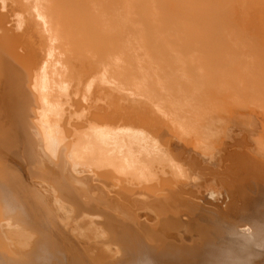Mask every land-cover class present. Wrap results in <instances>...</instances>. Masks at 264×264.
<instances>
[{
	"label": "bare ground",
	"instance_id": "1",
	"mask_svg": "<svg viewBox=\"0 0 264 264\" xmlns=\"http://www.w3.org/2000/svg\"><path fill=\"white\" fill-rule=\"evenodd\" d=\"M239 113L249 115L245 123L251 125L244 128L247 132L250 127L249 133L243 132V138L255 159L245 153L260 171L264 0H0V213L9 214L7 223L37 235L34 240L31 232L9 230L21 251L27 247L21 253L27 256L25 264H157L178 254L175 263L186 253L188 259L194 258L189 253L208 258L212 250L186 249L183 236L182 243L168 241L182 220L171 219L170 210L168 220L174 226L178 222L170 232L163 216L167 211L156 210V216L162 212L160 219L153 216L149 200L155 193L158 200L161 195L166 200L167 188L176 181L182 189L177 183L173 192L187 191L190 183L185 179L201 175L196 177L197 169L191 174L194 160L191 166L184 163L195 152L211 159L210 144L220 129L225 130L223 119L238 118ZM181 156L184 163L176 159ZM158 172L161 177L169 172L171 178L156 177ZM185 194L193 196L190 190ZM187 196L186 202L180 196L176 201L168 198L169 208L172 201L178 205V199L191 203ZM139 203V209L148 203L144 213L149 217L135 215L134 204ZM206 230L198 234L193 229L187 235L196 232L199 245L192 235L185 243L205 248L207 243L198 239ZM210 234L205 233V239L215 235ZM237 258L230 264L238 263Z\"/></svg>",
	"mask_w": 264,
	"mask_h": 264
},
{
	"label": "rangeland",
	"instance_id": "2",
	"mask_svg": "<svg viewBox=\"0 0 264 264\" xmlns=\"http://www.w3.org/2000/svg\"><path fill=\"white\" fill-rule=\"evenodd\" d=\"M240 114V115H239ZM237 116H238V118L236 117V118H230V119H228V121H233L234 123H231V122H228V121H226L227 119H223V121L225 122V123H223V125L221 126V128H224L225 130H222V129H220V132L218 133V135H215L214 136V138H213V140H212V142L213 143H211L210 145V150H211V152L212 151H214L213 152V154H207L208 156H209V158H211V159H207L208 157L207 156H205V157H199V156H197L198 154H199V152H195L196 154V156L195 155H193V154H190V156H189V158H190V161H189V159H188V161L187 162H185L184 161V156L182 157H177L176 159H177V161H178V158L180 159L181 158V161L180 162H183L185 165L187 164V166L189 165V163H190V165L189 166H191V163H192V161L191 160H194V163L195 164H192V166L194 165H198V166H195V168L193 167V169H192V166H191V172L189 171L190 169V167L188 168L189 170V172L191 173V174H193L195 171H194V169L196 170V172L197 173H195L196 174V177H197V174H200L201 175V177H195L196 179H194V176H193V180H192V182H190L191 181V178L188 176V178H190V179H185L186 180V182H187V184L188 183H190V185L188 186V189L190 190V192H192L193 194V198L191 197V199L189 198L190 196H191V194H190V196H189V194H185L186 192L188 193L189 192V190L187 189V185H186V189H187V191L185 190V192H181V191H178L179 189H177L176 191H177V193H176V191H174L173 192V190L174 189H176V188H181V186H179L178 187V185H180L179 183L180 182H177L176 181V184H177V186H176V184H175V186H176V188H174V187H172V186H170V189H171V191H170V189L169 188H167L169 191H170V193H172V195L174 196H176L177 198L179 197V198H181V197H183V199H185V201L184 202H186V196L188 197L187 198V200H191L190 202L192 203H188L189 201H187V203H188V205L189 206H186V207H184V204H187V203H184L181 199H178V201H177V204L179 205L180 203H181V206L183 207H179L178 205H175V206H177L176 208H174L175 206H173V204H176L175 202H171V203H173L171 206L173 207L172 209L171 208H169V206L168 205H170V204H168V201H169V203H170V199L167 201V199L168 198H171V200H173L174 198H175V196L173 197V199H172V195H170V193H169V191L167 190L166 191V193L168 194H166L167 195V197L168 198H166V196H165V199L166 200H164V199H162V198H164L162 195H161V198H159V200H158V198H156V196L157 197H159L158 195H159V193H158V195H156L157 193H155V196H153L151 193L149 194V195H152L153 197H155L157 200V204H155V206L153 205V209H150V207H152V204H154L151 200H153V197L152 196H150V197H152V198H150L151 200H149V199H147V200H149V202L150 203H152L151 205H150V207H148V203H147V206L146 205H144V204H142V205H144L145 207H148V212H150L151 214H153V212H154V214H153V216L158 212V211H164V209H165V211H164V217L165 218H167V215L166 214H168V212H169V215L168 216H174V217H171V219L173 218V220L176 218V221H180V220H182V222L180 223H178V228H177V223L175 224V226L172 224V223H174L173 222V220H171V219H169L168 220V218L166 219V221L168 222L167 224H168V226H169V228H171L170 230V232H173L174 231V233H173V235H172V233L171 234H168L169 236H171L170 237V239H168L169 238V236L167 237V240L168 241H170L171 240V238H172V240H176L175 242H183L182 240V237L181 236H183V238H184V242L182 243L183 245H185V248L186 249H192V250H196V251H201V250H208V251H211V252H209L208 254H210V256L213 258H215V257H217L218 258V256L220 257V258H223L224 256V258H223V260H225V261H227V263H229L230 264V262H232L233 261V259L235 258H237L238 256H239V258H237V260H236V262H238V263H232V264H244L245 262V264H248V262H247V258H253V259H249V262H250V264H264V238H262L263 236H264V163L263 162H261V163H263V165H262V168L263 169H261L260 171H258L257 169V167H256V164H254V166H255V168H257V169H255L254 168V166H253V164H252V161H251V159H249V158H252V157H254V159H255V156H253V152H252V148L249 146V143H247L248 141H246L247 139H244L243 137H246L247 135L245 134V133H247L248 131H249V128H247V132L245 131L246 130V127L247 126H250L251 124H246V123H249V120H248V117H249V115H244V114H242V113H239ZM241 114H242V116H241ZM243 115H244V117L245 116H248V117H245L246 118V121L244 120V118H243ZM240 116V117H239ZM243 119H242V118ZM239 119V120H238ZM239 122H238V121ZM240 120L241 121H243L244 120V123L243 122H240ZM237 123H236V122ZM248 121V122H247ZM227 122V123H226ZM246 122V123H245ZM230 123V124H229ZM224 124H228V125H225L224 126ZM242 126H241V125ZM239 125H240V127H239ZM243 125H244V127H243ZM227 126V127H226ZM231 126H233V127H231ZM246 126V127H245ZM229 127V128H228ZM231 127V128H230ZM244 128H245V130H244ZM231 129V130H230ZM221 131H222V133H221ZM226 132V133H225ZM229 132V133H228ZM232 132H234V133H232ZM239 132V133H238ZM243 132H245V133H243ZM241 133V134H240ZM249 133V132H248ZM223 134V135H222ZM232 135H234V136H232ZM238 135H240V136H238ZM245 135V136H244ZM238 137V138H236V137ZM226 137V138H225ZM247 138V137H246ZM226 139V140H225ZM232 139V140H231ZM216 140V141H215ZM221 140V141H220ZM245 142H244V141ZM223 141V142H222ZM239 141V142H238ZM243 141V142H242ZM227 142L229 143V144H227ZM213 144L215 145V146H213ZM239 145V146H238ZM217 149H216V148ZM220 147V148H219ZM240 149H239V148ZM249 147H250V149H249ZM169 148H170V146H169ZM174 148V147H173ZM242 148V149H241ZM248 148V149H247ZM220 149H222V150H220ZM169 150H171V152H172V150H174V149H172V147L169 149ZM209 150V149H208ZM207 150V151H208ZM242 150V151H241ZM247 150V151H246ZM239 151H240V153H239ZM245 151L248 153V152H250L249 153V158L246 156V155H248L247 153H245ZM175 153H173V154H176L177 152L176 151H174ZM209 152V151H208ZM208 152H206V153H208ZM216 152V153H215ZM220 152V153H219ZM243 152V154L245 155V157H244V155L242 156L241 155V153ZM254 152H256V151H254ZM210 153V152H209ZM253 153V154H252ZM215 154V155H214ZM257 154V153H256ZM192 155V156H191ZM250 155H252V157L250 156ZM255 155V154H254ZM179 156V155H178ZM193 156H195V157H198V158H200V160L202 159V161L203 162H205V163H203V164H201V161L198 159V158H196L195 159V157H193ZM214 156V157H213ZM242 156V157H241ZM220 157V158H219ZM257 157V156H256ZM183 158V159H182ZM185 158H186V156H185ZM204 158V159H203ZM213 158V159H212ZM210 160V161H207V160ZM248 159V160H247ZM195 160H198V161H200V162H198V161H195ZM205 160V161H204ZM211 160H213V161H211ZM247 160V161H246ZM176 161V163H179V162H177ZM264 161V160H263ZM219 162V163H218ZM242 162H243V165H245V166H243L242 165ZM248 162V163H247ZM250 162V163H249ZM197 163V164H196ZM199 163V164H198ZM179 164H181V163H179ZM184 164H181L180 165V167L181 166H184ZM213 164H215V166L213 165ZM178 165V164H177ZM214 167H213V166ZM217 165H219V166H217ZM240 165V166H239ZM179 166V165H178ZM209 166V167H208ZM261 166V165H260ZM260 166H258L259 168H261ZM242 167V168H241ZM253 167V168H252ZM185 168V167H184ZM183 168V169H184ZM250 168V169H249ZM163 169H166L167 171H169V168L168 167H165V168H163ZM244 171H243V170ZM253 171H252V170ZM159 169H157V171H158ZM166 170H164L165 172H166ZM194 172H193V171ZM237 170V171H236ZM250 170V171H249ZM156 171V172H157ZM242 173H241V172ZM248 171H249V173H248ZM160 172V171H159ZM159 172H158V174H157V176L156 177H159L160 176V174H159ZM258 172V173H257ZM260 172V173H259ZM168 174H169V172H167ZM188 173V172H187ZM234 173V174H233ZM247 173V174H246ZM254 173V174H253ZM167 174V175H168ZM195 174H193V175H195ZM249 174H251V175H249ZM253 174V175H252ZM263 174V175H262ZM159 175V176H158ZM162 175V174H161ZM166 175V174H165ZM165 176V177H163V178H171V176L170 175H168V176ZM249 177H248V176ZM240 176H241V178H240ZM250 176H251V178H250ZM153 177V176H152ZM162 177L160 176V178L162 179ZM257 177V178H256ZM259 177V178H258ZM151 178V177H150ZM149 178V179H150ZM154 178V177H153ZM204 178V179H203ZM242 179V180H240V179ZM263 180H262V179ZM156 179V178H155ZM201 179H202V181H201ZM251 179V180H250ZM252 179H254V180H252ZM124 180V179H123ZM170 180V179H169ZM198 180H200V181H198ZM244 180V181H243ZM257 180V182H255ZM120 181H122V180H120ZM150 181V180H149ZM249 181H251V182H249ZM263 181V182H262ZM170 182H171V180H170ZM174 182V180L172 181V183ZM185 182V181H184ZM184 182H183V185H184ZM196 182V183H195ZM245 182V183H244ZM258 182H259V184H258ZM262 182V183H261ZM172 183H170L169 184V181H168V184L169 185H172ZM193 183V184H192ZM216 183V184H215ZM145 184H148L147 182H144L143 183V185H145ZM154 185L155 183H154V181H152V182H150V186H152V185ZM181 184H182V182H181ZM192 184V185H191ZM194 184H195V186H194ZM263 184V185H262ZM123 185V184H122ZM149 185V184H148ZM198 185V186H197ZM168 186V185H167ZM192 186V187H191ZM257 186V187H256ZM172 187V188H171ZM184 187H183V190H184ZM190 188H192V189H190ZM255 188V189H254ZM182 189V188H181ZM180 189V190H181ZM257 189H258V191H257ZM262 189V190H261ZM203 190V191H202ZM184 193V195L183 194H181V193ZM196 192H197V195H196ZM210 192V193H209ZM175 193V194H174ZM179 193V194H178ZM162 194V193H161ZM164 194V193H163ZM164 194V195H165ZM176 194H178V195H176ZM181 194V195H180ZM243 194V195H242ZM253 194V195H252ZM257 194V195H256ZM169 195H170V197H169ZM194 195H196L195 196V198H194ZM139 196V195H138ZM138 196H137V199H138ZM199 196V197H198ZM185 197V198H184ZM197 197V198H196ZM133 198H135L136 199V195H135V197H133ZM141 197H139V199H140ZM147 198V197H146ZM145 197H144V199L143 200H145L146 199ZM177 198H175V201H176V199ZM138 199V200H139ZM138 200L137 201H135V203L136 202H138ZM140 200H142V199H140ZM155 200V199H154ZM181 200V202H179ZM143 202H148V201H143ZM160 202V205L158 204ZM179 202V203H178ZM132 203V202H131ZM134 203V202H133ZM132 203V204H133ZM142 203V202H141ZM149 203V204H150ZM161 203H163V205H164V203H165V205L163 206ZM167 203V204H166ZM258 204V208H256L257 206H255V205H257ZM138 205H139V207H141V205H140V203L139 204H134V206L135 207H138ZM157 205V206H156ZM162 205V206H161ZM190 205H193V206H191L190 207ZM144 206L141 208V209H139V207H138V209L136 210V213L137 214H135L136 216L138 215V216H140L141 214H143V215H146V216H148V214H145V213H147L146 211H147V209L146 208H144ZM168 206V207H167ZM195 206V207H194ZM197 206V207H196ZM201 207V210H204L205 211V213H203V212H200L199 211V207ZM253 206V207H252ZM159 207V208H158ZM165 207V208H164ZM189 208V210H188V208ZM256 209H255V208ZM193 208V209H192ZM194 208H196V209H194ZM205 208V209H204ZM254 208V209H253ZM163 209V210H162ZM180 209H182L181 211H180ZM183 209L185 210V211H183ZM229 209V210H228ZM156 210H158L157 212H156ZM173 210L175 211V213L173 212ZM192 210V211H191ZM198 211V212H197ZM134 212H135V210H134ZM133 212V213H134ZM143 212V213H142ZM145 212V213H144ZM156 212V213H155ZM162 212H160L159 214L160 215H158L159 216V218L158 219H160V217H161V213ZM192 212V213H191ZM197 212V213H196ZM149 213V214H150ZM190 214V216H189V214ZM196 213V214H195ZM198 213H200V214H198ZM201 213H203V214H201ZM225 213V214H224ZM3 214L4 215H7L6 213H0V216H2V217H0V218H2L3 220V222H4V224H2V223H0V224H2V227H1V225H0V228H2V229H0L1 231V234H0V236L3 238H1L0 237V248L2 247V245H3V247H5L6 245V247L5 248H1V250H0V255H2V256H0V264H17V263H19V264H25V263H27V256H25V255H22L23 253H26V251H28L26 248H25V250L23 249V251H21V247L20 246H17V244H15V240L14 239H12V237L13 236H10V234H12L15 230H17V232L20 230V227L18 226V225H16L15 226V224H10V222H6V219H10V216H9V214L7 215V216H5V219H4V216H3ZM150 214V216L152 217V215ZM229 215L228 217H227V215ZM183 215V216H182ZM188 215V216H187ZM192 215V216H191ZM200 215V216H199ZM222 215V216H221ZM156 216V215H155ZM158 216H156V217H158ZM182 217V218H179L178 220H177V218L178 217ZM185 216V217H184ZM199 216V217H198ZM203 216H204V218H203ZM208 216V217H207ZM217 216V217H216ZM7 217H9V218H7ZM149 217V216H148ZM164 217L162 218V219H164ZM193 217H194V219H193ZM206 217V218H205ZM224 217V218H223ZM185 218V219H184ZM203 218V219H202ZM221 218V219H220ZM261 218V219H260ZM184 220V221H183ZM193 220V221H192ZM213 220V221H212ZM227 220V221H226ZM250 220V221H249ZM2 221H0V222H2ZM7 221H10V220H7ZM175 221V220H174ZM189 221V222H188ZM203 221V222H202ZM211 223H210V222ZM252 221V222H251ZM256 221V222H255ZM172 222V223H171ZM189 223V224H187L186 225V223ZM194 222V223H193ZM197 223V225H196V223ZM208 222V223H207ZM215 222V223H214ZM170 223V224H169ZM184 225H183V224ZM260 223H261V225H260ZM5 224H7V226L5 225ZM10 224V225H9ZM185 226L186 228H184L183 226ZM194 225L195 227L197 226V229L195 228V227H192L191 228V226H189L190 228H191V230L193 231V229L196 231V232H198V234L200 233V231H201V228H203V230H205V229H207L208 230V232H207V230L205 231V232H202L200 235H201V237L198 239V241L200 240V244H202V241H205L206 243V246H205V248H204V246L202 247L201 245V247L199 246V247H197L196 245H199V243L197 242V237H196V235H195V233L196 232H193L194 234H190V235H192V237L191 238H193V239H195L196 238V243H198V244H194V243H192V245H188V244H186L188 241L186 240V239H188L187 237H190V235L189 236H187L188 235V233H192L191 232V230L189 229V227H188V225ZM200 224V225H199ZM211 224H213V225H211ZM252 224V225H251ZM258 224V225H257ZM8 225H9V228H8ZM11 226V227H10ZM12 226H15L14 228L12 227ZM18 226V227H17ZM167 226V225H166ZM168 226H167V229H169L168 228ZM170 226H174L173 227V229L174 228H177V230H173L172 229V227H170ZM18 229H17V228ZM180 227H182V229H179ZM200 227V229H198ZM183 228H184V230L187 232V233H183L184 232V230H183ZM245 228V229H244ZM259 228H261V229H259ZM7 229V231H4V230H6ZM12 230V233H11V231H9V230ZM167 229H166V231H165V233L166 234H164L165 235V237H166V235H167ZM188 229H189V231H188ZM209 229H210V232H209ZM241 229V230H240ZM259 230V232H258V230ZM173 230V231H172ZM179 230L182 232V230H183V232H182V235H180L181 234V232H180V234H179ZM211 230H213V232L211 231ZM217 230H220V232L218 231L217 232ZM250 230V231H249ZM261 230L263 231V232H261ZM24 231V232H23ZM31 232V235L30 236H32V238L34 237V236H36L35 238H33L34 240L37 238V235H32V234H35V232L34 231H32V230H30V229H24V230H20V232L21 233H25V235H29L30 233H28V232ZM169 231V230H168ZM7 232V234H5ZM16 232V231H15ZM27 232V233H26ZM169 232V233H170ZM175 232H176V234L177 235H180V236H177L176 234H175ZM218 235H220L221 237H222V241H220V242H218L217 241V234ZM223 232V233H222ZM240 232V233H239ZM205 233H209V236H211V234L210 233H212L213 235H214V237H206V239H205V237H204V235H205ZM220 233V234H219ZM3 234V235H2ZM236 234V235H235ZM252 234V235H251ZM258 234V235H257ZM6 235H9L10 237H11V239L9 238V236H7V239H6ZM176 235V236H175ZM193 235H195V236H193ZM203 235V236H202ZM207 235V234H206ZM212 235V236H213ZM238 235V236H237ZM263 235V236H262ZM4 236H5V239H4ZM197 236H199V235H197ZM259 236V237H258ZM80 236H78V235H76V238H75V242H77V243H79L78 241H80L78 238H79ZM227 237V238H226ZM14 238V237H13ZM81 238V237H80ZM191 238H189V239H191ZM214 238H215V240H214ZM218 238H220V237H218ZM260 238V239H259ZM76 239H78V241L76 240ZM162 239V238H161ZM163 239H165L166 240V238H163ZM188 239V240H189ZM193 239H191V240H193ZM253 239V240H252ZM10 240V241H9ZM33 240V241H34ZM190 240V241H191ZM223 240H225V241H223ZM259 240V241H258ZM260 240H263V241H260ZM6 241V242H5ZM11 242L12 241V244H13V246H9V244H8V242ZM31 241H32V239H31ZM187 241V242H186ZM186 242V243H185ZM193 242H195V240L193 241ZM210 242V244H208ZM243 242V243H242ZM257 242V243H256ZM260 242V243H259ZM2 243V244H1ZM5 243H6V245H5ZM189 243H191V242H189ZM212 243H214V246H212ZM220 243V244H219ZM236 243H238V245L236 244ZM245 243V244H244ZM165 244V243H164ZM203 244H204V242H203ZM204 244V245H205ZM218 244V245H217ZM244 244V245H243ZM247 244H251V245H253L254 247H255V249L256 250H254V249H252L253 248V246H249V245H247ZM258 244H261V245H258ZM15 245V246H14ZM167 245V244H166ZM194 245V246H193ZM218 247H220L219 249H220V251H219V249H215V248H217V246ZM220 245V246H219ZM234 245V246H233ZM243 247H242V246ZM246 245V246H245ZM18 248H17V247ZM188 246V247H187ZM210 248H209V247ZM228 249V251H226L227 249ZM7 248V249H6ZM15 249V251H14V249ZM23 248V247H22ZM222 248V249H221ZM231 248V249H230ZM244 248V249H243ZM4 251H3V250ZM17 249V250H16ZM19 249H20V251H19ZM29 249H30V247H29ZM232 249H234L233 251H230V250H232ZM252 249V250H251ZM257 249L258 250H260V249H262V250H260V252L259 251H257ZM246 250V251H245ZM5 252V251H9L10 253H8V252H6L5 254L3 253H1V252ZM13 251V252H12ZM17 251V255H16V252ZM25 251V252H24ZM181 251H185L184 249H181ZM215 251V252H214ZM218 253H217V252ZM225 251V252H224ZM14 254H12V253ZM186 252V251H185ZM227 252H231L230 254H229V256H228V258H230V260H232V261H228V259H227ZM255 252H257V254L258 253H261V254H256ZM19 253V254H18ZM22 253V254H21ZM225 253H226V255H225ZM13 255V258H15L16 260H14V261H12L13 260V258L11 259V257L9 256L8 257V255ZM20 254H21V256H20ZM241 254V255H240ZM242 254H243V256H242ZM7 255V257H5V256ZM183 255V254H182ZM181 254H180V257L183 259H181V260H179V261H176L177 262V264H180L181 263V261H182V263L181 264H183V263H185V262H187V264H191V262L190 263H188L190 260H192L193 261V259L196 261V263H194V261H193V263L192 264H202V263H204V264H212L211 263V261L210 260H212V261H214V259H212V258H210V256H208V258H209V260H208V258H207V256L206 255H204V258H202L201 257V255H197V254H190L189 253V255H192V257L194 256V258H190V259H188V257H190V256H185V255H188V253H186V254H184L183 256H182ZM198 257H200V258H198ZM213 255V256H212ZM218 255V256H217ZM222 255V256H221ZM231 255V256H230ZM235 255H237V257L235 256ZM252 257H251V256ZM15 256V257H14ZM187 257L186 259H184L183 257ZM203 256V255H202ZM205 256H206V258H205ZM233 256V257H232ZM244 258L245 257V261H244V259L242 258V257ZM17 257V258H16ZM18 257H19V259H18ZM24 257H26V258H24ZM178 257H179V255L177 254V257L175 258V256L174 257H172V258H175L176 260H178ZM22 258V259H21ZM26 259V260H25ZM175 259H166V261L168 262H162V261H158L159 263H161V264H169L170 262V264H176V262L174 263V260ZM180 259V258H179ZM188 259V260H187ZM240 259V260H239ZM243 259V260H242ZM8 260V261H7ZM24 260V262H22ZM219 260H220V263H219ZM222 259H219L218 258V260H216L217 262H218V264H225V261L222 263L221 261H223ZM2 261V262H1ZM202 263H201V262ZM216 261H214V263H216L217 264V262ZM243 261V262H242ZM157 262V261H156ZM240 262V263H239ZM45 264V263H48V262H38V263H36V264ZM151 263V262H150ZM149 263V264H150ZM159 263H157V264H159ZM213 263V264H214ZM226 263V264H227ZM34 264V263H33ZM49 264V263H48ZM52 264V263H51ZM90 264H93V263H90ZM137 264H139V263H137ZM145 264H148V263H145Z\"/></svg>",
	"mask_w": 264,
	"mask_h": 264
}]
</instances>
